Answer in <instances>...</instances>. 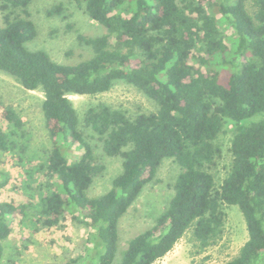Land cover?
I'll return each mask as SVG.
<instances>
[{"label": "trees", "instance_id": "trees-1", "mask_svg": "<svg viewBox=\"0 0 264 264\" xmlns=\"http://www.w3.org/2000/svg\"><path fill=\"white\" fill-rule=\"evenodd\" d=\"M74 1L105 32L78 35L92 56L62 64L26 47L37 35L32 0H0V71L42 91L52 143L24 168L26 202L0 201V261L16 217L38 230L70 215L94 229L92 247L56 264H113L120 218L172 158L180 166L173 194L154 224L129 241L119 264H154L187 233L201 248L216 243L231 205L240 209L248 238L236 256L214 264H264V0ZM62 7L52 5L47 16ZM118 80L134 85L155 110L131 115L99 103L80 126L69 95L102 93ZM225 137L230 157L217 179ZM27 144L23 119L1 103L0 151L24 164ZM104 156L121 157L123 169L107 192L90 196ZM39 172L45 183L35 178ZM8 182L0 171V188Z\"/></svg>", "mask_w": 264, "mask_h": 264}, {"label": "rangeland", "instance_id": "rangeland-1", "mask_svg": "<svg viewBox=\"0 0 264 264\" xmlns=\"http://www.w3.org/2000/svg\"><path fill=\"white\" fill-rule=\"evenodd\" d=\"M60 2L63 3L61 13L47 16L46 10ZM29 11L36 25L37 35L26 43V47L30 50H43L58 63L73 64L92 56L90 47L81 44L77 36L93 37L105 32L104 27L90 20L74 0H32ZM225 34H231V29ZM69 98L79 116L80 126L85 111L99 103L108 104L131 115L155 110L151 100L134 85L123 80L115 81L105 92L95 95H69ZM42 100L43 93L40 89L26 90L12 76L0 71V105L2 103L15 108L24 121L28 141L24 164L16 160L14 153L0 151V171L9 174V182L0 188V201L26 202L29 190L25 185L30 176L25 173L24 168L29 167L28 164L34 165L38 161L37 157L52 146L44 125ZM227 142L228 137L222 139L224 153L217 168V179L224 177L230 157ZM122 161L121 157L104 156L105 170L95 178L88 191L90 196L103 194L111 188L113 179L123 169ZM179 172L180 166L176 161L172 158L164 159L155 178L144 186L129 210L120 218L118 248L113 264L120 263L122 252L129 241L150 228L167 206L173 194L172 183ZM35 178L46 182L40 172L35 174ZM36 184L31 183L32 186ZM225 212L224 231L216 243L201 248L187 233L171 251L154 264H214L236 256L248 238L247 230L238 206H228ZM93 231L90 227L78 225L70 215L58 227L38 230H34L30 221L16 217L12 223V232L4 241L5 251L0 264H56L80 254L86 255L92 247L88 240Z\"/></svg>", "mask_w": 264, "mask_h": 264}]
</instances>
